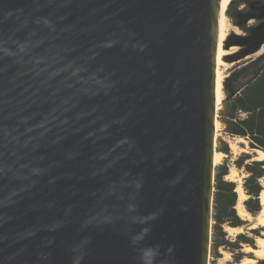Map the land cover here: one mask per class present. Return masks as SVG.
Wrapping results in <instances>:
<instances>
[{
    "label": "water",
    "instance_id": "obj_1",
    "mask_svg": "<svg viewBox=\"0 0 264 264\" xmlns=\"http://www.w3.org/2000/svg\"><path fill=\"white\" fill-rule=\"evenodd\" d=\"M221 11L0 0V264H210Z\"/></svg>",
    "mask_w": 264,
    "mask_h": 264
},
{
    "label": "trees",
    "instance_id": "obj_2",
    "mask_svg": "<svg viewBox=\"0 0 264 264\" xmlns=\"http://www.w3.org/2000/svg\"><path fill=\"white\" fill-rule=\"evenodd\" d=\"M225 93L226 97L219 111V121L225 133L231 137L245 138L251 149L264 152V54L236 70L226 82ZM224 152L229 153L226 144ZM237 165L245 168L248 173L244 187L249 199L245 204L256 216L262 210L260 194L263 189L264 159L252 160L250 154H244ZM227 173L226 167L217 168L213 218L220 240H217L215 247L238 249V245L225 240V234L222 232L226 223L234 227L244 223L235 208L238 199L236 184L225 180ZM254 232L258 233L256 230ZM239 239L246 243L248 241L245 235H240ZM239 259L240 257H237V260ZM256 264H264V259H259Z\"/></svg>",
    "mask_w": 264,
    "mask_h": 264
},
{
    "label": "rangeland",
    "instance_id": "obj_3",
    "mask_svg": "<svg viewBox=\"0 0 264 264\" xmlns=\"http://www.w3.org/2000/svg\"><path fill=\"white\" fill-rule=\"evenodd\" d=\"M251 0H240L238 2L230 3V6H232V14H229L228 11V17H227V32L228 34L231 32H237L240 34H243L248 31L249 26H254L258 24L259 22L256 20L250 21L249 24L243 26L242 28L238 27L236 25L237 23V15L238 12H247L248 10V2ZM229 10V9H228ZM264 54V51L261 53L254 55L247 60L235 64L234 66H228L227 64L225 66H222V73H223V81H222V100L225 99L226 93V82L229 80V77L239 68L249 64L250 62L258 59ZM222 108V105H220V110ZM218 128H217V151L218 153L222 154V158L218 164H216V176H217V168L220 167H226L228 169V173L224 176L225 180L233 182L236 184V192L238 194L237 204H236V212L238 214V205H239V193L237 191L239 185L243 188L245 199L241 202L247 213L250 214L251 220L244 219L241 216L239 218L244 222L241 226H231L229 224H224L222 228V232L225 234V240L230 242L231 244L238 245V249H230L229 247L221 246L219 248L215 247V243L217 240H220V238L217 235V232L215 230V221L213 218V231H212V247H211V254H210V264H240L246 259H254L255 263L259 259L264 258H256L255 254L248 253L245 251L246 247H251L253 249H257V240L264 239V225L257 224V216L260 214V212L254 216L247 208L245 202L249 199V195L246 193L244 183L245 179L248 176V173L246 172L245 168L239 167L237 165L239 159L244 154H250L252 156V160H263L261 158L260 154L258 153V150L251 149L248 140L245 138L240 137H231L227 135L224 131V127L221 124L220 121H218ZM225 144L229 149V153L224 152ZM261 151V150H260ZM263 152V151H262ZM264 182V179L262 180V184ZM255 225V226H254ZM228 228L230 229H236L237 232L230 233L228 231ZM254 230H256L258 233H255ZM240 235H245V238L248 239L247 243L242 242L239 239ZM249 242H253L249 243ZM237 257H240L239 260H237Z\"/></svg>",
    "mask_w": 264,
    "mask_h": 264
},
{
    "label": "bare ground",
    "instance_id": "obj_4",
    "mask_svg": "<svg viewBox=\"0 0 264 264\" xmlns=\"http://www.w3.org/2000/svg\"><path fill=\"white\" fill-rule=\"evenodd\" d=\"M232 0H222V11L220 15V41H219V49H218V75H217V98H218V108H220V103L222 100V81H223V73H222V66H225L227 63L223 61V57L227 54H230L234 51H236V48H232L230 51L224 50V40L226 39L228 32H227V16H226V10ZM228 66H234V64H227ZM219 124V123H218ZM219 125H217L218 128ZM258 153L260 154L261 158L264 157V152L258 150ZM222 158V154L216 152L215 155V164H218ZM239 193V205H238V214L244 219L251 220V216L241 202L245 199V194L243 191V188L241 185H239L237 189ZM260 201L262 205V210L260 214L257 216V224L264 225V182H263V190L260 194ZM255 226V225H254ZM228 231L230 233L237 232L236 229H230L228 228ZM246 252L248 253H253L255 254L256 258H264V239H258L257 240V249H253L251 247H246L245 249ZM255 260L254 259H246L240 264H254Z\"/></svg>",
    "mask_w": 264,
    "mask_h": 264
},
{
    "label": "flooded vegetation",
    "instance_id": "obj_5",
    "mask_svg": "<svg viewBox=\"0 0 264 264\" xmlns=\"http://www.w3.org/2000/svg\"><path fill=\"white\" fill-rule=\"evenodd\" d=\"M238 1H240V0H233L232 3L238 2ZM247 6H248L247 12H238L237 15H235L237 17L236 18L237 19V23L240 22V18H241L240 16H243V15H246V14L259 15V10L262 9V7L264 6V0H251L250 2H248ZM232 8H233L232 6L229 7V10H228L229 14L230 13L232 14ZM256 21H258L259 23L254 25V26H249L248 27V31H250V29L260 25L261 23H263L264 22V18L257 19Z\"/></svg>",
    "mask_w": 264,
    "mask_h": 264
}]
</instances>
